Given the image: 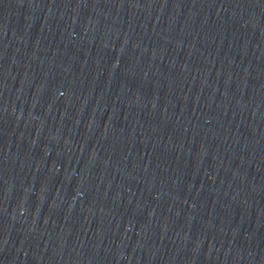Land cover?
I'll use <instances>...</instances> for the list:
<instances>
[{
  "label": "water",
  "instance_id": "obj_1",
  "mask_svg": "<svg viewBox=\"0 0 264 264\" xmlns=\"http://www.w3.org/2000/svg\"><path fill=\"white\" fill-rule=\"evenodd\" d=\"M0 264H264V0H0Z\"/></svg>",
  "mask_w": 264,
  "mask_h": 264
}]
</instances>
